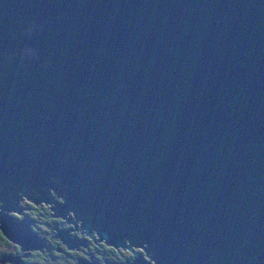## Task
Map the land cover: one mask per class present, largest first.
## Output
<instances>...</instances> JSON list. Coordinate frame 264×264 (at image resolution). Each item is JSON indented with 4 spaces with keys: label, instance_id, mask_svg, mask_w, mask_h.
<instances>
[{
    "label": "water",
    "instance_id": "95a60500",
    "mask_svg": "<svg viewBox=\"0 0 264 264\" xmlns=\"http://www.w3.org/2000/svg\"><path fill=\"white\" fill-rule=\"evenodd\" d=\"M22 199L147 253L104 264H264V0H0V234L45 251Z\"/></svg>",
    "mask_w": 264,
    "mask_h": 264
},
{
    "label": "flooded vegetation",
    "instance_id": "af4514ba",
    "mask_svg": "<svg viewBox=\"0 0 264 264\" xmlns=\"http://www.w3.org/2000/svg\"><path fill=\"white\" fill-rule=\"evenodd\" d=\"M19 203L18 205L24 208L23 203ZM43 211H47L46 215L41 213ZM49 213L48 207L45 206V209L35 211L34 218L28 217L31 225L36 227V234L40 240L47 244L45 251L19 250L17 244L11 243L3 237L8 244L0 256V264H104L129 260L132 258L131 251H134L133 249L140 250L139 247H129V250L121 247L114 248L98 239L95 234L88 231L85 233L75 221L70 222L66 218L50 217ZM26 216V211L22 210L20 215H16L18 217L16 220ZM55 229L67 230V236L70 238L73 235L82 238V244L73 249H66L63 243L55 237ZM142 252L145 255V251ZM136 253L141 254L140 252ZM6 259L13 260L15 263L8 262Z\"/></svg>",
    "mask_w": 264,
    "mask_h": 264
},
{
    "label": "trees",
    "instance_id": "16d2710c",
    "mask_svg": "<svg viewBox=\"0 0 264 264\" xmlns=\"http://www.w3.org/2000/svg\"><path fill=\"white\" fill-rule=\"evenodd\" d=\"M20 204V203H19ZM26 207H28V208H31V209H23L24 211H26V214H27V217H31V218H34V216H35V211H40V210H43V209H45V206H42V205H32V204H30V203H27V204H24ZM46 212L47 211H43V212H41V213H44V215H46ZM15 217H16V215H18V214H14V213H12ZM16 218H18V217H16ZM29 227H30V229L31 230H33L34 232H36V227L32 224H30L29 225ZM7 244H8V242L3 238V236H1L0 235V256H1V254H2V252L4 251V249L7 247ZM135 252H140L141 254V256H143V250H142V248H140V250H137V249H133ZM19 254V253H18Z\"/></svg>",
    "mask_w": 264,
    "mask_h": 264
},
{
    "label": "rangeland",
    "instance_id": "374dc122",
    "mask_svg": "<svg viewBox=\"0 0 264 264\" xmlns=\"http://www.w3.org/2000/svg\"><path fill=\"white\" fill-rule=\"evenodd\" d=\"M20 202H22V203H23V207H24V208L28 209V207H26V206L24 205V204H27V203H28V201H26V200L22 199ZM8 213H12V212L10 211V212H8Z\"/></svg>",
    "mask_w": 264,
    "mask_h": 264
},
{
    "label": "bare ground",
    "instance_id": "6f19581e",
    "mask_svg": "<svg viewBox=\"0 0 264 264\" xmlns=\"http://www.w3.org/2000/svg\"><path fill=\"white\" fill-rule=\"evenodd\" d=\"M26 209V208H25ZM147 253L145 252V255H146Z\"/></svg>",
    "mask_w": 264,
    "mask_h": 264
}]
</instances>
